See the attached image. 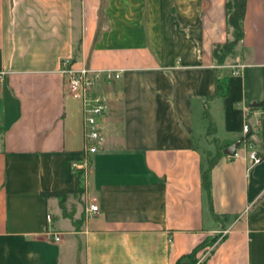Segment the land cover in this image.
Returning a JSON list of instances; mask_svg holds the SVG:
<instances>
[{"label":"crops","instance_id":"crops-1","mask_svg":"<svg viewBox=\"0 0 264 264\" xmlns=\"http://www.w3.org/2000/svg\"><path fill=\"white\" fill-rule=\"evenodd\" d=\"M227 1L0 0V264H176L213 237L197 264H264V0H247L244 38L218 64ZM66 59L122 72L100 87L95 154ZM207 112L224 150L243 139L213 166L210 198Z\"/></svg>","mask_w":264,"mask_h":264},{"label":"built area","instance_id":"built-area-1","mask_svg":"<svg viewBox=\"0 0 264 264\" xmlns=\"http://www.w3.org/2000/svg\"><path fill=\"white\" fill-rule=\"evenodd\" d=\"M61 73L65 77L66 88L70 94L77 98L82 105L84 116V137H85V152L88 155L95 154L100 143L103 141V120L109 109L107 97L100 92L102 84H109L121 79L122 72L118 70H94L88 68H75L74 63L70 59L63 61ZM239 74V71H235ZM5 72H0V86L5 82ZM244 132H249V126H244ZM245 146L250 150L249 160L253 165L261 163V158L253 149L252 143L244 140ZM237 151L233 157H237ZM87 164L80 166L73 163L74 169H83ZM91 214L99 212L98 205H91L88 209ZM47 220L51 221V216H47ZM47 236L50 240L59 242L60 236L54 232H48Z\"/></svg>","mask_w":264,"mask_h":264},{"label":"trees","instance_id":"trees-1","mask_svg":"<svg viewBox=\"0 0 264 264\" xmlns=\"http://www.w3.org/2000/svg\"><path fill=\"white\" fill-rule=\"evenodd\" d=\"M247 0H228L227 1V24L232 32L231 40H228L224 45L219 46L214 51V57L218 64H224L226 58L233 53L236 45L244 38L243 22L246 13ZM228 96V87L225 81L216 78V92L212 98H226ZM209 122L208 130L215 132V123L210 114H206ZM224 147H217V153L214 157L208 160V167L203 170V186L207 190L210 198V172L217 161L223 156ZM82 172L77 174L76 192L83 193ZM48 195V193H44ZM59 196H65L62 193H57ZM215 218H218L215 216ZM218 237L213 238L211 242L205 241L203 244L196 247L190 254L183 256L176 264H197V253L207 247L209 243L212 245L217 241Z\"/></svg>","mask_w":264,"mask_h":264},{"label":"rangeland","instance_id":"rangeland-1","mask_svg":"<svg viewBox=\"0 0 264 264\" xmlns=\"http://www.w3.org/2000/svg\"><path fill=\"white\" fill-rule=\"evenodd\" d=\"M207 125H208V121H207ZM209 127V126H208ZM198 140V139H197ZM197 145H199L201 147V149L206 152L209 153V156L214 157V155H216V151H217V147L221 146V143L219 142V140L215 137V132L213 131H209L207 128V133L205 134L204 137H201V139H199L197 141ZM209 148L211 150H209ZM67 198L68 196H61L60 198V202L63 205V207L65 206V204L67 203ZM214 238V237H213ZM213 238H209L207 239V242H211L213 240ZM212 244L209 243L207 245V247H211Z\"/></svg>","mask_w":264,"mask_h":264},{"label":"water","instance_id":"water-1","mask_svg":"<svg viewBox=\"0 0 264 264\" xmlns=\"http://www.w3.org/2000/svg\"><path fill=\"white\" fill-rule=\"evenodd\" d=\"M262 105H263V103H254L252 106H254V107H261ZM242 141H243V139L240 140V141H238L234 145H231L228 148H226L224 150V154L229 155V156H234L236 154L238 148L240 147Z\"/></svg>","mask_w":264,"mask_h":264}]
</instances>
